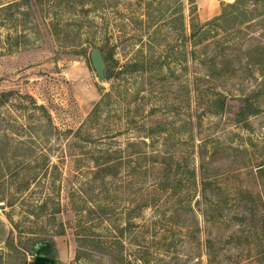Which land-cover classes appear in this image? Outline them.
<instances>
[{
    "label": "rangeland",
    "instance_id": "obj_1",
    "mask_svg": "<svg viewBox=\"0 0 264 264\" xmlns=\"http://www.w3.org/2000/svg\"><path fill=\"white\" fill-rule=\"evenodd\" d=\"M150 1L153 0H42L39 4L33 1L31 7L27 0H0V94L13 93L12 109L25 103L20 97H32L48 110L55 128L63 133L77 131L108 92L112 95L107 99L110 106L105 117L113 131L118 130V125L125 129L126 123L135 117L141 124L144 121L147 129L163 121L173 123L163 128L169 133L189 131L187 82L191 72L187 67L191 63L188 65L184 56L177 61L174 55L188 46L173 35L168 25L162 24L175 15V4L182 1L189 29V6L187 0H165L163 4L170 5L171 10L160 19L161 30L156 27L147 30L139 25L126 27L128 21L146 20L145 5ZM197 5L203 23L222 13L221 0H197ZM259 6L263 11L262 4ZM260 14H249L255 26L238 34L235 39L238 44L229 45L233 46L229 53L234 54L230 59L235 75L222 76L212 84L215 91L229 96L232 111L233 106L236 111L242 103L241 98L256 89L263 88L264 103V80L257 74L252 76L248 68L250 59L255 58L253 50L259 43L264 44V15ZM90 21L92 26L88 24ZM217 35V31H212L205 40L209 51L214 50L216 40L233 38H224L222 31ZM127 36L136 39L130 42L124 38ZM93 49L111 56L106 70L111 80L99 79L90 57ZM139 49L145 53L153 50L156 59L164 63L163 70L151 72L146 63L141 68L144 71L133 73L132 63ZM222 50L223 47L218 48L217 53ZM174 74L181 79L176 80ZM235 111L221 117H206L198 128L203 134L197 136V144L207 135L223 139L217 154L209 155L207 173L214 176L217 188L210 195L216 194L221 200L229 197L232 199L229 206H223L225 210L220 214L214 213L213 222L206 220L207 208L200 197L202 169L197 157L194 180L197 185L190 184L176 196L170 210L146 208L142 214H136L134 227L124 236H119L113 220L101 223L96 216L89 215V206L84 210L77 208L75 195L79 189L88 191V199L99 191H91L90 177L75 175L76 164L71 155L77 152L69 147L74 141L62 135L61 145L69 159L61 164L64 176L57 199L60 211L55 220L48 221L46 216L42 227L63 234L37 235L40 240L52 239L57 264H264V220L258 216L256 221H247L241 214L245 209L241 202L244 197H253L255 205L261 211L264 209V172H260L264 169V110L248 120L249 128L235 123ZM137 131L133 127L130 133L134 135ZM50 141L59 144L55 137ZM137 181L140 182L138 178ZM96 187L99 189V184ZM132 187L128 186L119 196L116 208H137L141 203L138 194L141 185ZM178 202L181 204L175 207L173 204ZM84 229H88L87 239ZM244 230L246 235L242 234ZM89 239L113 244L114 254L98 252ZM210 239L214 242L213 253H217L211 256V262ZM119 251L123 253L120 256ZM34 260L28 238L13 235L11 224L0 210V264H32Z\"/></svg>",
    "mask_w": 264,
    "mask_h": 264
},
{
    "label": "trees",
    "instance_id": "obj_2",
    "mask_svg": "<svg viewBox=\"0 0 264 264\" xmlns=\"http://www.w3.org/2000/svg\"><path fill=\"white\" fill-rule=\"evenodd\" d=\"M33 1L38 4L42 2V0H27V3L32 7ZM221 1V15L203 23L200 20L197 0H187L190 14L189 29L186 27L182 1L175 4L177 6L174 9L175 15L162 23L165 24L164 26H169L173 35L177 36L184 46H188L184 52L177 51L174 55L177 61L184 56L188 65L191 63L190 67L187 65L191 72L187 82L191 111L187 123V126H191L189 131L169 133L168 129L165 131L166 129L163 128L173 123L163 121L147 129L144 121L141 124L140 121L135 120L136 117L126 123L125 129L118 125V130L113 131L111 125L107 123L108 118L105 117V110L110 106L107 99L112 95L108 92L102 95L89 120L77 131L63 133L55 128L48 110L38 105L32 97H20L25 103L21 107L12 109L13 93L0 94V210L11 224L13 235L18 234L20 237L28 238L30 252L35 251L38 244L46 241L50 242L54 249L51 238L40 240L38 234L43 233L44 236L49 233L63 234L42 227L45 225L46 216H49L48 221H51L60 211L61 203L57 202V199L62 191L64 176L61 164L69 159L66 148L61 145L62 135L74 141L68 145L70 150L77 152L71 155L75 159V175L79 178L90 177L88 183L93 184L91 191H99L95 197L88 199L86 197L88 191L79 189L75 195L77 208L84 210L89 206V215L96 216L101 223L113 220L119 236H124L134 227L136 214H142L146 208L156 211L162 208L170 210L176 196H180L190 184H196L194 180L197 174L195 162L197 157L202 169L200 197L207 208L204 213L206 220L213 222L215 218L213 214L216 212L220 214L219 212H223L225 207L229 206L232 202L229 197L221 200L216 194L210 195V192L216 191L217 188L213 180L214 176L207 173V167L211 163L207 162L211 160L209 155L217 154L224 144L223 139L207 135L200 140V144H197V136L203 134L198 128L203 126L206 117H221L235 111V107L233 106L232 111V105L229 104V96L224 92L215 91L212 84L222 76L235 75V70L231 68L233 59H230L234 54L229 53L233 46L229 47V45L238 44L235 42L239 37L238 34L243 30L247 32L255 26L254 20L249 19V14L261 12L260 15H264V10L261 11L259 6L262 4L264 7V0H236L234 3ZM163 2L165 0L158 2L153 0L147 3L146 20L128 21L126 27L134 28L139 25L141 28L145 26L147 30L155 27L161 30L163 26L160 24V19L171 10L170 5L166 6ZM92 10L96 9H87L88 12ZM88 24L92 26L91 21ZM229 24H233L231 28L225 27ZM234 25L238 26L234 27ZM243 26L246 27L242 28ZM212 31H217V36L222 31L226 36L224 38H233L230 41L216 40L214 50L209 51V46L204 42ZM153 32L157 33V30ZM217 36L214 38L218 39ZM124 38L130 42L136 39L134 36ZM220 47H223V50L217 53ZM101 51L104 54L103 50ZM253 55L255 58L248 62L249 71L252 76L257 74L264 80V44L259 43L253 50ZM155 56L153 50L147 53L143 49L137 50L135 62L132 63L134 68L132 72L144 71L141 68H144L146 63L151 67V72L163 70L164 63ZM104 57L106 62L111 58L110 55L105 54ZM174 77L176 80L181 79L175 74ZM111 78V75H106L107 81ZM262 93L263 88L256 89L240 99L242 103L235 111L236 124H244L249 128L248 120L263 112ZM15 110L22 113V116H16ZM104 117L105 119L102 120ZM133 127L139 130L134 135L130 133ZM197 130L200 133H197ZM127 135L128 138L124 137ZM52 137H55L59 144L50 141ZM60 153L61 155H57ZM260 172H264V169H260ZM150 179L153 181H148ZM97 184L100 186L99 189L96 187ZM133 184L141 185L138 190L141 203L137 208H116L114 204L119 201V196L128 186L132 189ZM241 202L245 205L241 214L247 221L249 219L256 221L258 216L264 220V209L261 211L255 205L253 197H244ZM180 204L181 202H178L173 205L178 207ZM87 232L88 229H84L85 239ZM246 233L244 230L242 234L246 235ZM89 240L98 252L114 254L113 244L100 239ZM208 243L211 262L213 261L211 256L217 253H213L214 242L210 239ZM122 254L119 251V256Z\"/></svg>",
    "mask_w": 264,
    "mask_h": 264
},
{
    "label": "water",
    "instance_id": "obj_3",
    "mask_svg": "<svg viewBox=\"0 0 264 264\" xmlns=\"http://www.w3.org/2000/svg\"><path fill=\"white\" fill-rule=\"evenodd\" d=\"M93 68L101 81L106 80L107 62L100 49H93L90 53ZM35 260L32 264H57L56 259L51 257L52 246L46 241L40 243L35 248Z\"/></svg>",
    "mask_w": 264,
    "mask_h": 264
},
{
    "label": "crops",
    "instance_id": "obj_4",
    "mask_svg": "<svg viewBox=\"0 0 264 264\" xmlns=\"http://www.w3.org/2000/svg\"><path fill=\"white\" fill-rule=\"evenodd\" d=\"M225 2H234L235 0H224Z\"/></svg>",
    "mask_w": 264,
    "mask_h": 264
},
{
    "label": "flooded vegetation",
    "instance_id": "obj_5",
    "mask_svg": "<svg viewBox=\"0 0 264 264\" xmlns=\"http://www.w3.org/2000/svg\"><path fill=\"white\" fill-rule=\"evenodd\" d=\"M51 257H53V249H52Z\"/></svg>",
    "mask_w": 264,
    "mask_h": 264
}]
</instances>
